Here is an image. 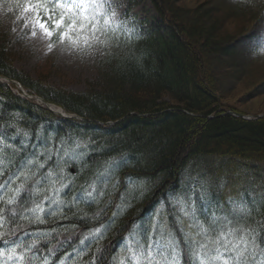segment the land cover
Masks as SVG:
<instances>
[{
    "label": "trees",
    "instance_id": "trees-1",
    "mask_svg": "<svg viewBox=\"0 0 264 264\" xmlns=\"http://www.w3.org/2000/svg\"><path fill=\"white\" fill-rule=\"evenodd\" d=\"M185 1L151 0L160 22L146 34L102 28L107 49L101 87L81 92L45 86L18 71L0 36V76L82 119L54 115L0 82L5 264H113V258L130 264L119 239L129 232L120 228L133 222L130 230L142 246L148 244L144 236L157 235L163 201L187 192L180 177L190 161L218 157L232 160L226 165L264 164V117L246 120L226 113L217 77L208 68L218 59L235 61L243 32L222 33L230 16L220 15L232 11L231 18L246 17L250 0H236L228 13L216 4L185 8L180 5ZM0 3L17 13L26 0ZM262 85L264 80L257 95L264 93ZM235 171L230 167L221 184L212 178L202 185L201 198L190 206L198 217L206 212L211 218L196 220L194 235L200 239L186 250L189 264H221L223 258L229 264H264V186H248ZM217 201L222 210H216ZM163 211L171 217L168 223L179 227V210ZM84 234L89 237L82 239ZM224 236L243 246L228 248ZM14 246L25 257L22 262L15 255L8 260ZM185 259L182 252L181 264Z\"/></svg>",
    "mask_w": 264,
    "mask_h": 264
},
{
    "label": "rangeland",
    "instance_id": "rangeland-1",
    "mask_svg": "<svg viewBox=\"0 0 264 264\" xmlns=\"http://www.w3.org/2000/svg\"><path fill=\"white\" fill-rule=\"evenodd\" d=\"M76 2L88 5V8L84 10L88 19L80 20L83 30L73 33L81 37L80 42L75 45L59 35L47 39H43L38 31L35 36L32 35L33 27L29 23L32 14L26 11V4L19 12L14 13L0 3V36L7 44L9 62L18 71L45 86L64 91L81 92L90 88H99L102 82L98 81L101 69L105 65L107 49L101 29H122L126 33L139 35L154 31L157 29L154 25L160 22L151 0H76ZM202 3L211 7L212 4H216L217 9H222L224 10L222 13H225L227 6L236 3V0H187L180 5L192 8ZM248 5L250 8L248 10L251 12H248L246 17L234 15L231 18L234 13L230 11L231 14H229L228 9V15H220L223 19L230 16L226 26L222 28V33L243 32L237 38L239 47L235 61L218 59L214 65L209 64L208 68L217 77L218 90L223 96L222 109L241 113L249 118L258 115L264 117V93L257 95L258 91H255L257 85L264 80V55L261 54V50L264 49V0H250ZM80 11V9L76 10L78 15ZM253 33H255L254 36ZM251 50L255 53L252 54ZM6 84L11 86V83ZM11 89L15 94L22 96L19 87L13 84ZM23 91L32 95L25 89ZM231 162L232 160L218 157L190 161L182 170L180 177V186L187 192L177 193L171 197V200L186 196L188 210L194 212L195 209H191L192 204L201 198L202 185L210 182L212 178H217L221 184V179L229 176L230 167H235L236 171H239V173L235 171L237 176L246 178L243 182L248 186H253L256 190L264 186L263 163L225 164ZM216 168L221 169L218 170L220 175L216 173ZM208 173L211 174L208 175ZM158 212L159 210L156 215ZM156 215H154V221ZM131 234L134 240H126L129 245L139 241L136 232ZM128 236L129 234L125 235V237ZM87 237L89 235L84 234L82 239ZM223 239L228 242V248L232 244L243 246L241 240H236L234 236L230 238L224 236ZM156 240L160 241L161 246L164 247L159 232ZM150 243L151 240L148 244ZM155 252L156 250L153 249L155 264H163L164 261L171 264L167 252L161 251L159 255ZM219 252L221 253V250H216V253ZM229 253V251L222 252L221 256ZM128 258L132 264V251L129 249ZM140 259L141 264H144L147 257L142 256ZM228 262V258H223L221 264H229ZM124 264L129 263L124 260Z\"/></svg>",
    "mask_w": 264,
    "mask_h": 264
},
{
    "label": "snow or ice",
    "instance_id": "snow-or-ice-1",
    "mask_svg": "<svg viewBox=\"0 0 264 264\" xmlns=\"http://www.w3.org/2000/svg\"><path fill=\"white\" fill-rule=\"evenodd\" d=\"M26 11L32 14V18L29 21L33 27L32 35H36L37 31L41 34L42 37L54 38L59 35L61 38L68 39L74 45L80 42L81 37L79 35H73V33H78L83 30V25L79 23L80 20H87L86 10L88 8L87 4L77 3L76 0H26L25 5ZM80 9L79 15L76 10ZM253 36L255 33L252 34ZM55 158L53 157L48 161V164H41V170L48 168V165L53 164ZM48 175L52 176L53 173L51 169H48ZM188 198L185 196L183 198H177L174 200H164L161 206V212L159 216L161 219L156 221L155 227L160 233L161 238L164 243V247L161 246V242L156 240V236L151 237L145 235L144 240H151L150 244L141 246L139 241H134L133 244H126V240H134L133 235L131 234L132 230L129 228L128 224L123 225L120 228V233L129 232V236L125 237L124 235L119 236L121 243L124 244L125 248H128L132 251V264L135 260V264H141V257L146 256L147 259L144 261V264H155L153 259L154 253L153 249L156 250L155 254L159 255L161 251H165L168 254V257L171 260V264H181V253L183 252L184 264H189L187 259L188 254L186 250H189L191 245L195 240L200 239V234L196 233L197 225L196 220L201 219L208 221L211 217L206 212H200V217H198L197 212H190L187 206ZM47 204V200H45ZM171 207L173 209H178V225L179 227L173 228L168 221L171 217H168L164 214V209ZM216 210H222V205L219 201L215 205ZM111 223V221H109ZM219 223V221H216ZM215 227V224L211 225ZM144 233H147V229L144 228ZM2 235V233H0ZM3 244V241H0V245ZM183 245V248H181ZM14 246L11 249V253L8 255V260L12 259V256L15 255L18 261H23L25 257L17 253ZM119 247V245H117ZM4 253L0 252V264H5V261L2 259ZM35 260V257L32 258ZM47 264V261H45ZM113 264H124L123 259L113 258ZM163 264H168L167 261H164Z\"/></svg>",
    "mask_w": 264,
    "mask_h": 264
},
{
    "label": "water",
    "instance_id": "water-1",
    "mask_svg": "<svg viewBox=\"0 0 264 264\" xmlns=\"http://www.w3.org/2000/svg\"><path fill=\"white\" fill-rule=\"evenodd\" d=\"M0 81L3 82V83H6V82H9V83H12L14 84L16 87H19V84L16 83L15 81H11V80H8L6 78H3V77H0ZM20 91L22 93V97H25L26 99L30 100L31 102H37V104H40L42 106H44L49 112H51L52 114L54 115H57V116H60L62 118H67V119H71V118H75V119H80L82 120L81 118L77 117V116H74V115H68L66 114L61 108H59V112H56V111H53L50 107H51V104L45 102L43 99H41L40 97L36 96V95H29V94H26L22 88H20ZM226 113L228 114H231L235 117H238V118H241V119H246V120H250V119H259L261 118L263 115H258V116H253V117H246V116H243L242 114L240 113H232V112H229L227 111Z\"/></svg>",
    "mask_w": 264,
    "mask_h": 264
},
{
    "label": "clouds",
    "instance_id": "clouds-1",
    "mask_svg": "<svg viewBox=\"0 0 264 264\" xmlns=\"http://www.w3.org/2000/svg\"><path fill=\"white\" fill-rule=\"evenodd\" d=\"M43 39H47V38L46 37H43ZM261 54L264 55V49L261 50Z\"/></svg>",
    "mask_w": 264,
    "mask_h": 264
},
{
    "label": "bare ground",
    "instance_id": "bare-ground-1",
    "mask_svg": "<svg viewBox=\"0 0 264 264\" xmlns=\"http://www.w3.org/2000/svg\"><path fill=\"white\" fill-rule=\"evenodd\" d=\"M51 106H53V107H56L57 109H58V111L57 112H59V108L57 107V106H54V105H51ZM51 108V107H50ZM52 109V108H51Z\"/></svg>",
    "mask_w": 264,
    "mask_h": 264
}]
</instances>
